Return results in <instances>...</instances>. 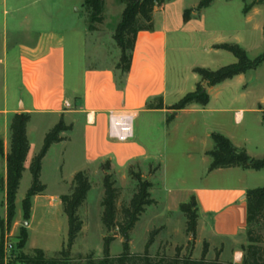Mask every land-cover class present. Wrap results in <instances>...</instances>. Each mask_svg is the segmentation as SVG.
Instances as JSON below:
<instances>
[{
	"label": "crops",
	"instance_id": "obj_1",
	"mask_svg": "<svg viewBox=\"0 0 264 264\" xmlns=\"http://www.w3.org/2000/svg\"><path fill=\"white\" fill-rule=\"evenodd\" d=\"M109 1L124 10L125 4L122 1ZM252 1L247 0V3ZM199 2L200 0H171L155 7L152 16L153 30H144L137 34L128 72L123 73L117 68L119 61L112 65L80 67L77 70V82L68 94L66 44L69 40L71 46L68 64L74 70L75 46L83 36L88 35L86 26L78 16L79 7H83L84 0H1L3 52L19 74L17 95L9 96L5 92V107L1 112L9 126L13 114L25 112L30 115L27 124L30 150L23 174L29 171L33 157L40 151L46 132L45 129L42 131L40 139L30 138V124L39 117L44 122L41 126L43 128L50 129L60 120L71 125V131L61 134L66 139L65 142L71 140L67 133L76 131L78 125H82V158L79 166L70 173L69 179L62 180L67 183L66 186L78 171L103 179L104 172L100 167L109 161L110 171L114 174H127L129 169L146 175L149 171H154L146 178H150L155 188L156 177L163 171L165 173L174 162L176 165L180 164L183 161L179 158L180 155L174 154L175 152L168 153L167 150L175 142L168 138L169 130L172 127V133L176 134L180 113L197 110L196 105L199 104L192 103L178 111L171 109L185 93L180 91L183 81L180 72L173 78L172 88L169 87L168 50L177 52L181 49L180 43L183 39H193L208 33L204 16L207 8L197 11ZM244 5L243 2V8ZM186 10L190 12L188 20H184ZM263 13L264 4L255 5L248 13H243L244 22L248 25L254 24L253 28L263 31L264 34V22L255 23ZM104 22L107 20L104 19ZM115 27L104 28L101 32L108 31L113 38ZM77 33L82 37H75ZM218 44L221 43L213 44L212 49H216L214 46ZM195 68L190 70L197 74L193 71ZM256 69L225 80L224 88H246L245 90L251 92L252 87L248 83L252 80L250 72ZM199 78L197 84L202 83L200 76ZM212 88L207 89L208 94ZM172 95L177 99L169 102L168 98ZM241 96L242 99L224 103V129L213 132L207 128L198 134L196 121L191 122L196 130L193 129L189 140L202 142V147L188 150L185 157L195 166L200 164L202 171L198 173L196 168V172L192 174V186L182 193V197L175 198L170 194L165 203L168 211H175L180 204L188 202L194 196L198 207L197 229L201 235V243L206 242L209 245V253L217 251L221 262L233 264H241L243 260L247 227L246 193L260 187L257 182L264 180V169L231 167L210 170L212 159L209 152L213 149L211 134L220 133L237 148L245 149L250 158H264V98L251 100L247 98L246 92H242ZM14 102L19 103L20 107L9 109V104ZM111 113L134 116L131 139L120 142L110 137ZM170 115H173V119L169 120ZM154 130L158 134H152ZM9 141H3L4 156L0 155L5 162V177L1 180L5 195V156L9 151ZM62 143L64 142L55 143L49 148L42 160L41 172L51 149ZM159 145L162 150L158 149ZM194 154L200 158L199 163ZM152 194L154 193L151 191ZM41 197L43 193L33 198L31 216L34 208L42 205ZM50 199L49 205L53 206L52 202L56 197ZM27 227L29 228V221Z\"/></svg>",
	"mask_w": 264,
	"mask_h": 264
},
{
	"label": "rangeland",
	"instance_id": "obj_2",
	"mask_svg": "<svg viewBox=\"0 0 264 264\" xmlns=\"http://www.w3.org/2000/svg\"><path fill=\"white\" fill-rule=\"evenodd\" d=\"M79 10V19L83 21L88 31L89 24L85 11L81 6ZM122 13L123 9H120L116 3L105 0L103 16L107 22L103 21L99 30L88 31V35L86 36L82 37L78 33L75 34V37H82V40H79L75 46L76 69L74 70L70 69L68 64L71 45L69 40H67L66 90L68 94L71 93L77 82V70L80 67L112 65L120 60L121 52L116 41L108 31H101L105 30L104 28L114 29L115 26L117 27L121 21ZM204 16L208 32L206 35H200L193 39H183L180 43L181 49L177 52L168 50L169 87L172 88V81L176 78L177 73L180 72V76L183 78L180 91L185 94L194 91L196 89L195 85L200 80L198 74L191 72V68L218 70L237 62L232 53L226 50L212 49L213 44H238L246 50L251 59L264 54L263 31L255 30L253 28L254 24L248 25L244 22L242 0H231L230 2L226 0H214L211 6L206 9ZM1 17L0 11V21ZM263 22L264 13L257 18L255 23L260 24ZM69 37L71 38V35ZM171 45L170 43L169 46L171 47ZM250 75L252 80L248 83L252 87L251 92L245 90L246 88L238 90L236 88L225 89L224 82H222L209 90V102L205 108L196 105L197 110L180 113L175 131L176 134L172 133V127L170 128L168 138L174 139L175 142L173 146L169 145L167 147L168 153L175 152L174 154L180 155L179 158L183 161L178 165L174 162L165 173L163 171L160 176L154 179L155 188L152 185L153 189L151 191L154 194L151 197L155 201V204L146 207L140 220L129 233V246L132 253H144L151 239V234L156 231V234L153 236V243L149 249L151 256L155 258H177L180 262L202 259L205 262H213L217 259L220 261L217 251L209 253V245L206 242L201 243V235L197 227L194 234L187 231V219L180 209L168 211L167 204L165 203L170 194L175 198L182 197V193L192 186V174L196 171L198 173L202 171L200 164L195 166L185 157L188 150L202 147V142H191L189 140L191 134L194 132L193 129L196 130L197 128L199 130L198 134L207 128L212 129L213 132H218V129H224V103L233 99H242V92H246L247 98L251 100L264 98V63L255 71H251ZM18 83L19 74L17 70L12 66L11 60L4 56L3 27L0 22V140L2 141L10 140L9 122L5 120V116L1 112L5 107L4 95L5 92L9 96L17 95ZM78 89L80 93L81 84H79ZM176 99L172 95L168 98V101L174 102ZM14 107L19 108L20 104L14 102L8 106L9 109ZM170 117L173 119V115H170ZM39 118H35L30 124L29 134L31 139H37L38 137L40 139V135H42L44 129L46 131L45 137L46 133L53 128L41 127L44 122ZM194 121H196V128L191 123ZM37 126L38 128H36ZM81 127L82 125H78L76 131L67 133V135L70 134L71 140L65 142L66 139H64V143L55 145L45 160L40 177L41 183L45 185V191L43 192V197H41L42 205L34 208L29 220V228L27 227L28 222L23 218L22 202L31 187V173L27 171L23 174L16 195L15 213L10 219L8 217L6 195L4 194V187L1 182L2 177H5V162L0 157V248L2 249L3 259L5 256H8L7 261L3 260V264H23L21 256L35 255V250L43 251L49 258H58L57 254L66 248L69 224L63 206L60 203V197L62 194L65 195L70 192L74 177L68 186L62 180L69 179L70 173L79 166L78 163L82 158ZM152 134L156 135L158 132L154 130ZM43 141L44 138L41 142L42 145ZM213 147L214 144L212 145ZM160 148L162 150V147L159 145L158 149ZM195 160L198 163L200 162V158L197 155H195ZM156 165H158V162ZM156 165L155 167H158ZM130 170L127 174L124 172L114 174L109 170L119 188L117 201L119 209L130 202L138 189V180L130 173ZM133 172L140 173L144 178L154 173L152 170L147 175L138 170H133ZM87 175L90 180L91 189L84 204L78 210V214L83 221V227L69 253L70 264H99L98 262L104 257V237L108 235L105 233L101 220L103 211L101 201L104 195L103 179L93 174L87 173ZM148 180L150 181V178ZM257 183L260 184L258 188L264 187L263 179ZM50 197H56V200L52 202L53 206L49 205V202H51ZM22 227L29 229H27L29 239L25 248L19 249L18 243ZM258 230V234H261L264 238V228ZM123 241L124 239L120 235H116V238L111 242L110 255L112 257L123 252ZM7 243H12L13 245V249L9 252L6 250ZM245 245H247V240ZM205 247L207 248V252L204 255L203 251Z\"/></svg>",
	"mask_w": 264,
	"mask_h": 264
},
{
	"label": "trees",
	"instance_id": "obj_3",
	"mask_svg": "<svg viewBox=\"0 0 264 264\" xmlns=\"http://www.w3.org/2000/svg\"><path fill=\"white\" fill-rule=\"evenodd\" d=\"M125 4L121 21L118 23L113 38L121 51V57L117 65L123 73L128 72L131 63L132 52L135 47L136 36L140 31L153 30V12L155 7L162 6L171 0H120ZM214 0H200L196 10L200 11L211 6ZM245 3L243 13L246 14L255 5L264 4V0H253ZM83 9L88 21V31H97L104 21V0H84ZM189 11L186 10L184 20L189 19ZM216 49L226 50L232 53L237 62L218 70H209L206 68H195L202 80V83L196 85V89L185 94L171 109L174 111L182 110L192 103L206 106L209 102L207 89L214 87L225 80L245 73L249 70L258 68L264 62V54L251 59L246 50L238 44H218ZM172 117L169 118V120ZM30 121V115L25 112L15 113L10 120V141L9 151L5 156L6 160V204L8 217L11 219L15 213V200L20 187L25 163L30 150V143L27 137V124ZM71 125H66L60 120L52 129H50L43 141L40 151L35 155L30 163L29 171L32 182L23 202V218L26 222L30 220L32 200L36 195L45 191V185L41 183L42 160L49 148L63 141L61 136L63 132L71 130ZM211 139L214 147L209 152L211 156L210 170L239 167L244 169L262 170L264 169V158H250L245 149H239L232 142L220 133H212ZM0 155L4 156V143L0 140ZM104 172L103 189L104 195L101 201L102 206V224L105 233L104 237V257L99 264H233L232 262H221L218 259L213 262L205 260H188L180 262L177 258L162 257L160 259L151 256L149 249L153 243L151 234L144 253H132L129 246V233L133 230L146 207L155 204L151 197L152 183L144 178L140 173H130L138 180V189L127 205L118 208L117 201L119 197V188L117 182L109 173L110 162L107 161L101 165ZM91 189L89 177L86 172L79 171L74 175L70 192L60 197L63 210L68 218L69 233L66 248L59 252L58 258L47 257L43 251L35 250V255H23L21 261L23 264H70L69 253L71 248L82 231L83 221L78 214L79 208L84 204L88 192ZM247 205V227L246 240L247 245L243 247V260L241 264H264V238L258 229L264 228V187L251 189L246 193ZM180 211L187 219V231L194 234L198 221V207L196 198L192 196L186 203L179 206ZM120 215V217H119ZM115 232V233H114ZM112 234V235H111ZM120 235L123 241V252L117 256L110 255V244ZM19 249H24L28 241V231L22 227L19 236ZM207 252L205 247L203 254ZM218 254V253H217ZM61 257V258H59ZM5 259V258H4ZM2 249L0 248V264H3Z\"/></svg>",
	"mask_w": 264,
	"mask_h": 264
},
{
	"label": "built area",
	"instance_id": "obj_4",
	"mask_svg": "<svg viewBox=\"0 0 264 264\" xmlns=\"http://www.w3.org/2000/svg\"><path fill=\"white\" fill-rule=\"evenodd\" d=\"M132 114H115L111 113L109 116V135L112 139H116L120 142L128 141L132 138ZM13 249L12 243L6 244L7 252ZM8 256H5L7 261Z\"/></svg>",
	"mask_w": 264,
	"mask_h": 264
},
{
	"label": "water",
	"instance_id": "obj_5",
	"mask_svg": "<svg viewBox=\"0 0 264 264\" xmlns=\"http://www.w3.org/2000/svg\"><path fill=\"white\" fill-rule=\"evenodd\" d=\"M146 179H148V178H146Z\"/></svg>",
	"mask_w": 264,
	"mask_h": 264
}]
</instances>
